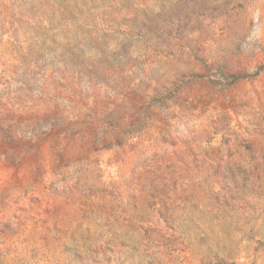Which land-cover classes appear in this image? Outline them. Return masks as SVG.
<instances>
[{
    "label": "rangeland",
    "instance_id": "rangeland-1",
    "mask_svg": "<svg viewBox=\"0 0 264 264\" xmlns=\"http://www.w3.org/2000/svg\"><path fill=\"white\" fill-rule=\"evenodd\" d=\"M0 264H264V0H0Z\"/></svg>",
    "mask_w": 264,
    "mask_h": 264
}]
</instances>
